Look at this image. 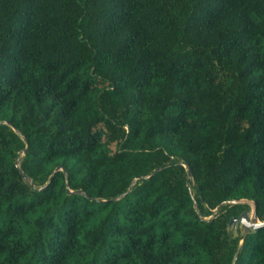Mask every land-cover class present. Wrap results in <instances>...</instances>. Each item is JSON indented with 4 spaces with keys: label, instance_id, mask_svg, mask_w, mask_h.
<instances>
[{
    "label": "trees",
    "instance_id": "trees-1",
    "mask_svg": "<svg viewBox=\"0 0 264 264\" xmlns=\"http://www.w3.org/2000/svg\"><path fill=\"white\" fill-rule=\"evenodd\" d=\"M240 199L264 0H0V264H264Z\"/></svg>",
    "mask_w": 264,
    "mask_h": 264
},
{
    "label": "water",
    "instance_id": "water-1",
    "mask_svg": "<svg viewBox=\"0 0 264 264\" xmlns=\"http://www.w3.org/2000/svg\"><path fill=\"white\" fill-rule=\"evenodd\" d=\"M27 152V148L24 150L23 152V155H25ZM18 169L20 170V164L17 162L16 163ZM184 167L187 168V165L184 164ZM21 171V170H20ZM158 169L155 171L157 172ZM154 172V173H155ZM22 173V171H21ZM234 204V205H238V204H247L251 207V211L250 213H247V212H243L242 215L240 216V219H241V223L245 229V232H244V236L246 235V233L249 231V230H258L259 228L261 227H264V221H260V219L258 218V214H257V206H256V203L254 201H251V200H248V199H240V200H230V201H227V202H224L222 204H220L215 210H214V213H216L219 208L221 207V205L223 204Z\"/></svg>",
    "mask_w": 264,
    "mask_h": 264
}]
</instances>
